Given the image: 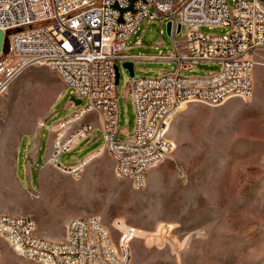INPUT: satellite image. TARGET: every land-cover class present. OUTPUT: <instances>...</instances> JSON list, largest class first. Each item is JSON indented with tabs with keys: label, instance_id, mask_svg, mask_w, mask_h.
I'll use <instances>...</instances> for the list:
<instances>
[{
	"label": "rangeland",
	"instance_id": "obj_1",
	"mask_svg": "<svg viewBox=\"0 0 264 264\" xmlns=\"http://www.w3.org/2000/svg\"><path fill=\"white\" fill-rule=\"evenodd\" d=\"M227 4L234 7V0ZM200 31L222 36L229 28L202 26ZM138 39L141 45H136ZM129 46L127 54L132 57L168 55L175 50L174 36L167 34L166 22L159 19L143 21ZM255 61L250 98L234 97L219 106L192 103L179 111L167 133L171 152L147 173L144 188L137 189L130 179L117 175L112 155L100 152L105 140L95 112L82 119L91 121L93 131L58 157L65 167L88 160L79 177L53 163L39 172L32 167V190L18 178L23 177L27 146L24 140L17 165L21 137L34 126L43 128L45 118L52 125L40 134L46 151L57 121L73 116L86 102L78 107L72 104L73 93L56 85L54 81L60 79L48 68L18 72L19 60L12 53L0 54V216L32 219L35 235L52 242L64 240L74 218L99 217L116 245L117 228L134 229L127 237H133L129 246L123 248L129 264H264V51L257 53ZM133 68L131 77L119 64L116 92L122 140L135 126L130 80L159 77L177 69L178 63L134 60ZM219 69L217 63L204 62L183 68L182 73L205 76ZM26 97L27 121L18 115ZM0 264L41 263L25 258L0 236Z\"/></svg>",
	"mask_w": 264,
	"mask_h": 264
},
{
	"label": "built area",
	"instance_id": "obj_2",
	"mask_svg": "<svg viewBox=\"0 0 264 264\" xmlns=\"http://www.w3.org/2000/svg\"><path fill=\"white\" fill-rule=\"evenodd\" d=\"M154 19L173 22L175 50L168 55L127 54L130 37L143 21ZM202 26H226L229 31L210 36L200 31ZM0 29L19 60V69L46 67L75 98L86 102L73 116L57 122L51 157L55 167L79 177L86 160L65 167L58 157L88 137L93 125L82 119L96 112L105 140L100 152L108 151L117 175L142 189L147 173L171 152L162 125L173 121L183 106H219L234 97L252 96L255 56L264 51V1L234 0L230 8L227 0H0ZM136 45H141V39ZM134 60L177 62L178 68L159 77L130 80L135 126L122 140L116 66ZM204 62L217 63L220 69L205 76L183 75V68ZM76 123L78 128L69 134ZM128 229L117 228L116 245L99 217L74 218L64 240L52 242L35 235L34 220L0 216V236L16 252L41 264H129L123 248L129 246L133 237H127L134 229Z\"/></svg>",
	"mask_w": 264,
	"mask_h": 264
},
{
	"label": "crops",
	"instance_id": "obj_3",
	"mask_svg": "<svg viewBox=\"0 0 264 264\" xmlns=\"http://www.w3.org/2000/svg\"><path fill=\"white\" fill-rule=\"evenodd\" d=\"M60 81L59 80H55L54 83L56 85H59L60 87L66 88L63 85V83H61ZM58 96H60V94H58ZM25 103L27 105V112L28 113L26 114V113L22 112V114H18V115H19V117L22 118V120L27 121V120H29V117H30V112L28 110L29 104L27 103V99H26ZM50 108H51V106L49 107L48 111H50ZM42 121H43L42 123L44 124L43 126L46 127L47 129L52 126V125L48 126L45 123V118L42 119ZM87 122L91 124L90 120H87ZM100 124H101V127H102V122H100ZM43 128H37L36 126H34L32 132H29L28 134H24L21 137V140H20L19 153H18V157H17V165H19V163H21V161H20L21 159L19 160V156H20V153H21V148H23L24 145H25L24 144V140L27 141L26 142L27 146H26V148L24 147L25 150H24V155H23V161L21 163L23 165V177L22 178L18 177V178H19V180L21 181L22 184H25L26 186H29L32 190H34L35 186L32 183V180L30 179V173H29L30 169L32 167H34V168L37 169L36 170L37 172H39L40 170L44 169L49 163H51L50 162V158L52 157V152H53V142L51 141V139H50V141L47 144L46 151H45V149L43 147V141L40 138V134H41V131H42ZM99 149H97V150H99ZM76 165H74V166H76ZM17 170H18V168H17ZM38 181L39 180L36 179V182H38Z\"/></svg>",
	"mask_w": 264,
	"mask_h": 264
},
{
	"label": "water",
	"instance_id": "obj_4",
	"mask_svg": "<svg viewBox=\"0 0 264 264\" xmlns=\"http://www.w3.org/2000/svg\"><path fill=\"white\" fill-rule=\"evenodd\" d=\"M134 0H130L132 3ZM264 1V0H262ZM130 10H133L132 5L129 7ZM172 26L173 22L172 21H167L166 22V32L169 36H172ZM181 31V23H178L177 25V34H179ZM11 53L10 49V43L9 39L6 37V34L3 30L0 29V54L3 55H9ZM122 66L125 70H127L130 74L131 77H134V68H133V61H126L122 63ZM119 65L116 66V85L118 84L119 81ZM71 101L75 104L76 107L82 105V100L77 99L74 96L71 97Z\"/></svg>",
	"mask_w": 264,
	"mask_h": 264
},
{
	"label": "bare ground",
	"instance_id": "obj_5",
	"mask_svg": "<svg viewBox=\"0 0 264 264\" xmlns=\"http://www.w3.org/2000/svg\"><path fill=\"white\" fill-rule=\"evenodd\" d=\"M18 72L19 71H22L21 69H19L18 68V70H17ZM26 99H27V97L26 98H24L22 101H21V105H20V111L18 112V114H22V112L23 113H28L27 112V105H26V103H25V101H26ZM185 106H183L182 108H184ZM181 108V109H182ZM171 123V121H168V122H166V123H164L163 125H162V134H167L168 133V131H170V124ZM86 161H88V160H86ZM50 162L52 163V160H51V158H50ZM161 162H156V166L158 165V164H160Z\"/></svg>",
	"mask_w": 264,
	"mask_h": 264
}]
</instances>
